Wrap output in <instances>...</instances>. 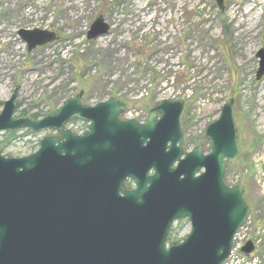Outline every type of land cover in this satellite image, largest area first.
I'll list each match as a JSON object with an SVG mask.
<instances>
[{"label":"water","instance_id":"water-1","mask_svg":"<svg viewBox=\"0 0 264 264\" xmlns=\"http://www.w3.org/2000/svg\"><path fill=\"white\" fill-rule=\"evenodd\" d=\"M89 26L88 40L110 30L103 15ZM17 33L27 50L57 39L49 29ZM256 57L260 80L264 47ZM82 95L39 119L15 116V90L3 102L0 132L58 135L42 137L30 155L0 151V264H223L249 216L241 185L224 180L240 156L234 99L205 127V151L201 144L183 149L181 99L158 102L139 122L119 118L125 104L116 96L86 105ZM73 118L89 122L82 135L66 128ZM184 218L189 232L168 243L172 224ZM252 250L251 241L241 248L246 256Z\"/></svg>","mask_w":264,"mask_h":264},{"label":"rangeland","instance_id":"rangeland-1","mask_svg":"<svg viewBox=\"0 0 264 264\" xmlns=\"http://www.w3.org/2000/svg\"><path fill=\"white\" fill-rule=\"evenodd\" d=\"M115 1L120 4L111 17L102 14L108 34L88 40L104 0H0V111L14 90L16 117L45 115L80 91L87 105L118 97L125 118H145L159 101L181 99L184 148L201 144L208 151L205 127L224 101L234 99L238 148L242 155L255 154L264 117V76L255 79L256 53L264 47V0H223L222 8L216 0ZM26 28L52 30L57 39L27 50L17 33ZM5 133L0 132L3 155L21 157L54 132ZM225 170V183L241 185L247 206H254V182L242 162ZM258 222L248 223L244 233L262 235L256 254L264 264V219ZM172 225L173 240L191 227L187 218ZM226 264L245 259L240 255L239 262Z\"/></svg>","mask_w":264,"mask_h":264},{"label":"flooded vegetation","instance_id":"flooded-vegetation-1","mask_svg":"<svg viewBox=\"0 0 264 264\" xmlns=\"http://www.w3.org/2000/svg\"><path fill=\"white\" fill-rule=\"evenodd\" d=\"M80 101L82 104L85 103L84 101H82V99H80ZM124 113H122L120 115L121 120L126 119L124 117ZM133 118L139 122L145 121L144 120L145 118H139V117H137V118L133 117ZM261 122L262 123L260 124V128L262 129L261 130L262 134L258 138L259 150H257L255 154L254 153H248L246 155H242L241 151H240V156L238 159L239 161L242 162V164L244 165L245 171L248 172V175L251 176V178L253 179V182H254L253 188H254L255 194H256V196L252 199V200H254L253 201L254 206H252V204L248 205V208H249L248 222L252 223V224L259 223L258 221L260 219H262V218L264 219V206H263L264 205V196H262V198H261L260 195L258 194V192H261L262 195H264V117H263ZM66 127L71 131V133L76 134V135H82L84 133V131L88 128V122H85V121L83 122L81 120L73 118V119H70L69 121H67ZM52 134L58 135L55 132ZM183 139H184V133H183ZM184 142H185V139H184ZM195 145H197V144H195ZM124 185H126L127 189H130L133 187L132 181L130 179L126 180L124 182ZM258 196L260 197L259 199H258ZM262 227L264 228V225ZM247 228L248 227L246 225L243 228H241L238 232L239 234L237 236V240H238V244H240V247L238 249V255H241L242 257L245 256V258H247L249 260L251 257L256 258L257 264H258L259 263V255H257L256 252L258 251L259 244H260L259 242L261 240L262 235H260V236L252 235L250 238L245 237L246 233H244V231ZM241 232L243 234H241ZM261 234H263V233H261ZM248 241L249 242L251 241V243L253 245V250L250 251L248 256H246L241 251V246H244L245 243ZM263 257H264V253H263Z\"/></svg>","mask_w":264,"mask_h":264},{"label":"trees","instance_id":"trees-1","mask_svg":"<svg viewBox=\"0 0 264 264\" xmlns=\"http://www.w3.org/2000/svg\"><path fill=\"white\" fill-rule=\"evenodd\" d=\"M119 1H115V0H104L103 2V5L101 7V10L99 12L100 15H106L107 17H111V12L113 11V9L115 8V6H119L120 3H118ZM32 115H30V117H32L33 119H36V118H39L41 117L40 113L38 112H33L31 113ZM7 136L13 134V131H9V132H6L5 133ZM1 143V142H0ZM6 142H4L5 144ZM3 146L4 145H1L0 144V148H1V151L3 149ZM170 242H175V240H173V237L170 236L169 234V239H168Z\"/></svg>","mask_w":264,"mask_h":264},{"label":"built area","instance_id":"built-area-1","mask_svg":"<svg viewBox=\"0 0 264 264\" xmlns=\"http://www.w3.org/2000/svg\"><path fill=\"white\" fill-rule=\"evenodd\" d=\"M237 245L233 248L232 252H231V259H236L237 262H239V258H237V255L235 254L236 250L238 249L239 245L238 243H236ZM251 262V263H249ZM257 264V259L256 258H252L250 259V261H246L245 264Z\"/></svg>","mask_w":264,"mask_h":264},{"label":"bare ground","instance_id":"bare-ground-1","mask_svg":"<svg viewBox=\"0 0 264 264\" xmlns=\"http://www.w3.org/2000/svg\"><path fill=\"white\" fill-rule=\"evenodd\" d=\"M244 33H249L248 30L244 31Z\"/></svg>","mask_w":264,"mask_h":264}]
</instances>
